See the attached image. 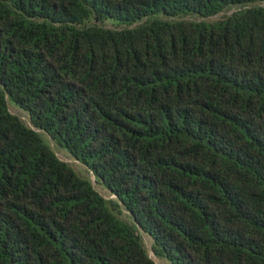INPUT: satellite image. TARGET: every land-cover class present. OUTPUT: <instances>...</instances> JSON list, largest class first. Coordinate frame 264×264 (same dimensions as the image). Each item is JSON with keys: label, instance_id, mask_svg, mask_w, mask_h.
Segmentation results:
<instances>
[{"label": "trees", "instance_id": "1", "mask_svg": "<svg viewBox=\"0 0 264 264\" xmlns=\"http://www.w3.org/2000/svg\"><path fill=\"white\" fill-rule=\"evenodd\" d=\"M143 232L264 264V0H0V264H157Z\"/></svg>", "mask_w": 264, "mask_h": 264}, {"label": "rangeland", "instance_id": "2", "mask_svg": "<svg viewBox=\"0 0 264 264\" xmlns=\"http://www.w3.org/2000/svg\"><path fill=\"white\" fill-rule=\"evenodd\" d=\"M217 18V17H215ZM10 109L13 113L20 115L26 122L29 123V119H28V115L26 112L18 109L17 107L11 105ZM54 149L56 150L58 156L62 159L65 160L67 162H70L75 169L82 175L84 176H91L93 183L95 185V187L97 188L98 191H100L105 197H111V194L109 192V190L107 188H105L103 185L98 184L95 181V177L94 175L91 173L89 174L87 171L86 166L81 163L79 160H77L76 158H74L68 151H66L63 148L58 147L57 145H55L54 143H52ZM143 236H144V241L146 243L147 248L149 249L150 255L155 259L157 264H171L167 259L162 258V257H158L152 250V243L153 240L151 238V236L145 232H143Z\"/></svg>", "mask_w": 264, "mask_h": 264}]
</instances>
